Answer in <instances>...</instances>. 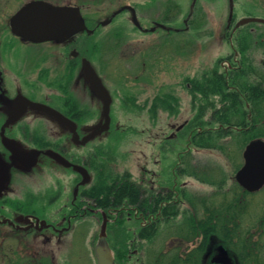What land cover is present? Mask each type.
I'll list each match as a JSON object with an SVG mask.
<instances>
[{"label":"flooded vegetation","instance_id":"af4514ba","mask_svg":"<svg viewBox=\"0 0 264 264\" xmlns=\"http://www.w3.org/2000/svg\"><path fill=\"white\" fill-rule=\"evenodd\" d=\"M121 13L130 23L132 10ZM165 15L161 22L137 15L128 37L103 32L101 56L93 46L103 29L98 15L63 41L23 40L0 21V264H61L62 245L82 219L106 220L105 234L93 230L89 246L92 252L98 245L112 250L116 264L123 263L114 249L124 243L135 253L143 237L153 242L179 224L198 228L197 237L205 231L200 226L206 211L195 200L201 191L191 193L187 171L195 154L220 151L232 137L241 147L244 138L264 139V51L253 58L234 50L235 37L228 34L227 52L212 61L197 56L189 72L187 20ZM181 32L185 36L174 41ZM126 46L132 50L124 51ZM164 49L166 73L158 71ZM85 62L105 88V100L90 85ZM26 99L52 107L62 118ZM136 122L150 124L141 129L150 151L144 162L135 159L134 171L120 170L118 149ZM104 159L123 177L101 180L105 191L96 196V165ZM115 228L131 237L119 236L116 245ZM84 232L79 233L86 237ZM178 238L174 248L187 241L201 246Z\"/></svg>","mask_w":264,"mask_h":264},{"label":"rangeland","instance_id":"374dc122","mask_svg":"<svg viewBox=\"0 0 264 264\" xmlns=\"http://www.w3.org/2000/svg\"><path fill=\"white\" fill-rule=\"evenodd\" d=\"M26 0H0V20L8 17L12 11H15L22 3ZM57 3H73L81 5L86 11H93L101 14L105 18V14L115 10L119 5L124 3H131L138 5V14L142 18L152 17L157 21L165 19L167 14L171 17H185L186 8L189 3V15H188V32L186 33L189 41L190 60L189 66L184 67L193 72L196 67L197 56L204 60L212 61L220 54L223 55L222 51L227 52L230 48L225 41H228L227 35L229 30L235 29V36H238L242 40L243 47L246 46L248 55L258 56V53L264 51V25L258 23H243L242 25L238 22L247 17H257L264 20V0H193L194 5L190 4L192 0H178L183 8L177 10V5L174 6L175 0H50ZM178 2V3H179ZM146 4H150L145 6ZM173 4V6H172ZM170 7L171 9H169ZM174 10V12L172 11ZM182 10V11H181ZM89 15V14H87ZM126 13L117 14L115 19L108 25L103 27V32L109 35L114 31H120V35H126V37L132 35V27L130 23L125 21ZM103 18V19H104ZM232 20V23L229 21ZM230 28V29H228ZM231 31V32H232ZM125 32V33H124ZM119 34V33H118ZM160 36H164L166 33L161 31L158 32ZM103 35L96 37L93 41L94 49L100 51V54L105 50V41L102 38ZM185 36L182 32L177 36H172L175 41L176 38ZM122 37V36H121ZM235 38V43H236ZM170 40V39H168ZM224 41V42H222ZM236 45V44H235ZM112 51L116 50L114 46ZM121 47L120 49H122ZM169 48V47H168ZM131 46H126L124 51H131ZM170 49H168V53ZM234 50H236L234 48ZM165 49L163 53L158 55V71L165 72L167 64L165 61ZM161 56V57H160ZM204 63V62H203ZM202 63V64H203ZM127 66L131 65V62H127ZM120 66L118 62L117 65ZM200 66V65H198ZM201 69H197V71ZM166 73V72H165ZM199 73V72H198ZM127 126V124H125ZM150 127L149 123L144 124V127L136 122L133 129L127 127L122 143L118 153L120 154V160L117 167L121 169L129 168L130 171H134L135 159L137 162H144L145 157L143 154L149 153V145L143 144L145 141V134L142 133V128ZM129 128V129H128ZM123 132V131H122ZM245 140H248L244 138ZM238 140L237 137H232V141L228 140L221 146L220 151L218 149L209 151H199L195 154L197 157L195 162L190 163L188 168V182H192L191 193L201 191L199 195H196V204L202 206L206 214L204 216L203 225L200 228H204L205 231L201 233L207 234L206 243L204 245V254H208V258H215V261L219 263L230 262V259L236 264H239V257L237 253L242 252V249L252 250V256L257 258V261L250 259L246 264H257L259 261H264V186L256 191L255 193H245L236 182L233 181V169L241 162L240 153L243 147L240 144H233L234 141ZM219 146V144H217ZM110 149H114L112 146ZM137 151V153H136ZM135 154V155H134ZM228 158H230L228 160ZM142 160V161H141ZM103 168L105 169L106 161H103ZM136 166V165H135ZM110 171H115L111 165H106ZM116 172V171H115ZM232 180H231V178ZM226 178L225 180H223ZM206 182H212L214 184L202 183L203 180ZM223 181V182H221ZM20 191H22L20 189ZM189 194L191 197L192 194ZM195 194V193H194ZM234 194V195H233ZM232 198L234 200H232ZM232 216H235V222L238 224L236 231L238 237L233 242L225 243L227 234L230 231L226 228V225H230V221H233ZM100 222L96 223L94 218L82 219L78 223L73 224L71 235L67 238L66 245H62V256L61 264H96L92 250H90V240L92 231L98 233ZM231 225H235L232 223ZM230 225V226H231ZM180 228L165 229L160 236L157 237L152 243H148L147 249L151 248L150 251L161 250L163 247H169V255H172V248L175 244L178 245L179 238L184 237L186 239H192L194 244L200 242V234L198 235L199 229H183L182 225ZM202 228V229H203ZM235 228H232V230ZM85 231L86 237L79 233ZM210 240L208 236H210ZM172 237V239H169ZM174 237V238H173ZM64 238L62 237V240ZM217 243L225 245V248L230 253L227 256L221 254L219 246H215ZM254 243V244H253ZM199 244H204L199 243ZM220 245V244H219ZM195 249L197 245H194ZM223 246V245H220ZM183 247V246H182ZM182 247L180 249H182ZM246 247V248H245ZM198 251V250H197ZM226 251V250H225ZM174 254V253H173ZM250 258V257H249ZM228 259V260H227ZM210 261V260H209ZM232 261V260H231ZM199 263H206L200 259ZM234 264V263H233Z\"/></svg>","mask_w":264,"mask_h":264},{"label":"water","instance_id":"95a60500","mask_svg":"<svg viewBox=\"0 0 264 264\" xmlns=\"http://www.w3.org/2000/svg\"><path fill=\"white\" fill-rule=\"evenodd\" d=\"M246 18L241 23L256 21ZM14 33L25 39L42 41L62 40L85 28L79 7L53 5L44 0H31L20 7L10 18ZM85 74L93 88L100 94L103 87L89 65L84 66ZM55 116H61L54 109L44 105H34ZM244 163L236 172V180L248 191H256L264 185V141L249 142L243 151ZM106 220L101 225V235L105 233ZM97 264H113V255L108 248L98 245L95 248Z\"/></svg>","mask_w":264,"mask_h":264},{"label":"trees","instance_id":"16d2710c","mask_svg":"<svg viewBox=\"0 0 264 264\" xmlns=\"http://www.w3.org/2000/svg\"><path fill=\"white\" fill-rule=\"evenodd\" d=\"M239 28L238 26L235 27L233 29L232 32H228V34H232L236 39V43H235V38L233 39V45L234 48L238 51H243V52H247L246 46L243 47L242 44V40L240 37L235 36V29ZM236 44V45H235ZM248 53V52H247ZM218 146V145H216ZM206 147H210L209 144H206ZM106 165H108V163L105 164V169L103 168V163H98L96 165V173L97 176L95 178V182H94V189L95 192L97 193L96 196L102 194V192L105 191V182H100L101 180H114V179H118L121 178L123 176H119L118 174H116L115 172H111L110 170L107 169ZM125 177V176H124ZM126 177H128V175H126ZM98 181V182H96ZM231 218H233V221H230V225L232 223H234L235 225H226V228H237L238 224L235 222V216H232ZM115 231V243L116 245L120 244V240H119V236H124L125 240L128 237H131L130 234H127L126 232H123L121 230L118 231L117 228L113 229ZM229 235V234H228ZM231 235V234H230ZM210 236H208L209 239ZM238 237V232H236L233 236H229L227 237V240L225 239V243L229 242H233V239H237ZM204 238L206 240L207 238V234L205 233ZM233 238V239H232ZM152 239V236L148 235L146 237L142 238L141 241V247L139 249V251H136L135 253L133 251H130L128 249V244L124 243V245H121L120 248L116 247L115 250V255L117 257V261L119 263H123V264H216L213 262H209L207 258H204V262L206 263H199L198 261L200 259H203L204 254V245L206 243V241L204 240V244L202 245V247L198 246L196 247L197 249H195V247H189V241H187V244L184 246V248L180 249L181 247L178 248H172L175 249V251H173L172 255H169L170 248L167 247H163L161 250H157V251H150L147 249V247H145L144 243L149 240ZM183 240V239H182ZM190 240V239H189ZM191 241V240H190ZM203 241V240H202ZM202 241L200 243H202ZM254 244V243H253ZM246 248V247H245ZM198 250V251H197ZM252 250H246V249H242V252L238 253L239 257H240V262L241 264H246V262L250 259H253L254 261H257V258L250 257L252 256ZM136 257V260L134 259ZM250 257V258H249ZM119 258V259H118ZM135 260V261H134ZM257 264H264V261H259Z\"/></svg>","mask_w":264,"mask_h":264},{"label":"bare ground","instance_id":"6f19581e","mask_svg":"<svg viewBox=\"0 0 264 264\" xmlns=\"http://www.w3.org/2000/svg\"><path fill=\"white\" fill-rule=\"evenodd\" d=\"M236 170H237V167H235L234 169H233V171L236 173ZM231 178V177H230ZM231 180H232V178H231Z\"/></svg>","mask_w":264,"mask_h":264}]
</instances>
